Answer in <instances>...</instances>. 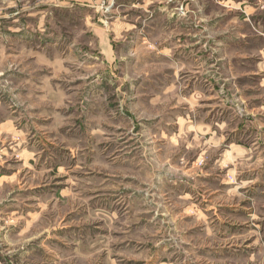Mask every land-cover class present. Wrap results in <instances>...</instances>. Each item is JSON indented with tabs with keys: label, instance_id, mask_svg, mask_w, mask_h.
Instances as JSON below:
<instances>
[{
	"label": "rangeland",
	"instance_id": "obj_1",
	"mask_svg": "<svg viewBox=\"0 0 264 264\" xmlns=\"http://www.w3.org/2000/svg\"><path fill=\"white\" fill-rule=\"evenodd\" d=\"M80 6L0 23V264H264V0Z\"/></svg>",
	"mask_w": 264,
	"mask_h": 264
},
{
	"label": "crops",
	"instance_id": "obj_2",
	"mask_svg": "<svg viewBox=\"0 0 264 264\" xmlns=\"http://www.w3.org/2000/svg\"><path fill=\"white\" fill-rule=\"evenodd\" d=\"M80 1V0H78ZM85 3L80 6V4ZM98 1L95 0H81L73 3H52L48 5H41L38 3H30V0H0V5L4 12L0 13V23H6V35H13L17 41L22 43H37L36 49L41 48L46 40L45 35V21H38L37 25H31L33 18H45L49 15H63L68 11L75 10L77 5L96 9L97 12L103 13L98 7ZM2 11V10H1ZM6 11V12H5ZM107 14V13H106ZM4 32L0 33L2 36Z\"/></svg>",
	"mask_w": 264,
	"mask_h": 264
},
{
	"label": "built area",
	"instance_id": "obj_3",
	"mask_svg": "<svg viewBox=\"0 0 264 264\" xmlns=\"http://www.w3.org/2000/svg\"><path fill=\"white\" fill-rule=\"evenodd\" d=\"M71 1H77V0H38V4L48 5L52 3H62V2H71ZM97 1L99 2L98 7L102 12L110 11V9H112L117 3V0H97Z\"/></svg>",
	"mask_w": 264,
	"mask_h": 264
}]
</instances>
